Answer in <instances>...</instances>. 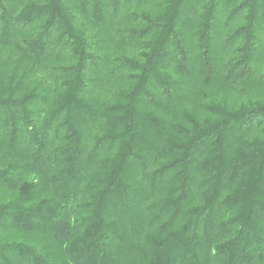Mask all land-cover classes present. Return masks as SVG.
Instances as JSON below:
<instances>
[{
    "label": "trees",
    "instance_id": "trees-1",
    "mask_svg": "<svg viewBox=\"0 0 264 264\" xmlns=\"http://www.w3.org/2000/svg\"><path fill=\"white\" fill-rule=\"evenodd\" d=\"M0 264H264V0H0Z\"/></svg>",
    "mask_w": 264,
    "mask_h": 264
},
{
    "label": "rangeland",
    "instance_id": "rangeland-1",
    "mask_svg": "<svg viewBox=\"0 0 264 264\" xmlns=\"http://www.w3.org/2000/svg\"><path fill=\"white\" fill-rule=\"evenodd\" d=\"M217 98L219 100H222V101H226L227 103H238L242 100H239L236 95L231 91V90H228V89H220L217 94H216Z\"/></svg>",
    "mask_w": 264,
    "mask_h": 264
}]
</instances>
